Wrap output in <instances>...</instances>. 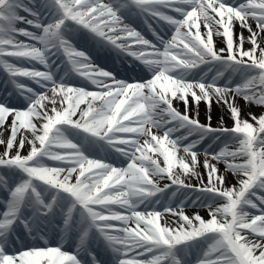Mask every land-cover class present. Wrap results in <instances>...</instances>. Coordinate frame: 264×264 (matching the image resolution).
I'll use <instances>...</instances> for the list:
<instances>
[{
    "label": "snow or ice",
    "instance_id": "6c2138e0",
    "mask_svg": "<svg viewBox=\"0 0 264 264\" xmlns=\"http://www.w3.org/2000/svg\"><path fill=\"white\" fill-rule=\"evenodd\" d=\"M0 72V264H264V0H0Z\"/></svg>",
    "mask_w": 264,
    "mask_h": 264
},
{
    "label": "bare ground",
    "instance_id": "6f19581e",
    "mask_svg": "<svg viewBox=\"0 0 264 264\" xmlns=\"http://www.w3.org/2000/svg\"><path fill=\"white\" fill-rule=\"evenodd\" d=\"M237 31H239V29L237 28ZM245 35H247V33H245ZM247 47V45H246ZM179 106V105H178ZM246 110H249V109H246ZM250 111H252L253 113L259 115L261 114V112H264V109H261L260 107H256V106H253ZM204 112H205V109H204V106L201 105V120L203 122L204 120ZM222 114V109H220L219 107L217 106H213V109H212V116H213V124L216 123V120L218 119V117ZM230 123V122H229ZM221 170H223V166H221ZM194 211H199L200 214L202 216H207V210L206 209H202V208H193L191 206H189L187 209H186V212L188 214H192Z\"/></svg>",
    "mask_w": 264,
    "mask_h": 264
}]
</instances>
